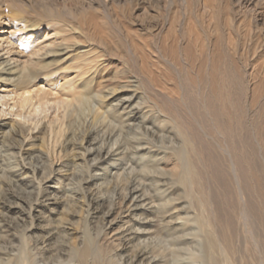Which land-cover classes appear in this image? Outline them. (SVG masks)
Segmentation results:
<instances>
[{
  "label": "rangeland",
  "instance_id": "obj_1",
  "mask_svg": "<svg viewBox=\"0 0 264 264\" xmlns=\"http://www.w3.org/2000/svg\"><path fill=\"white\" fill-rule=\"evenodd\" d=\"M116 1L117 3H119V6L114 7V9L110 7L109 9V15L111 16V18L110 17L107 18L102 13H100L101 11L97 9H94L93 11H87L88 12L87 17H79V21H75L76 23L74 22L73 18H69V21L74 22L75 26L80 27L81 31L84 34L80 39L81 45L82 47H84L83 50L92 48V46L89 45V43H92L93 45H95L94 56L96 54L98 56V53H100L101 48L105 46L104 44L101 45V43H105L106 45H109L114 49L116 48L120 49V47L125 46L127 33L119 25L122 19L121 16H124L123 14L127 16H129L130 14L132 15L134 19L132 17L131 18L132 21L134 22L132 23L131 27L136 32V34L139 33L141 35V36L137 35L138 37H140V42H144L145 41L144 38L146 39L147 36L145 37L144 34L141 32V30L143 32L147 31L144 29H147V27L150 25L153 26L158 21H159L158 23L161 22V24H163L165 19L169 18L167 11L168 10L167 4L169 2H172L173 7H172V12L170 13V18H172L175 23V29H180L181 28L180 26L182 25V29H184L186 32V36L184 37V42H183V48L190 50V51L186 50L187 52L185 51L188 54L191 53L192 51L190 57H193L194 55V58L196 59L195 60L193 58L192 60L191 58L192 60L191 62L193 61L194 62L193 64H191L190 62L191 65L188 67V71L186 69L188 65H186V67L184 68L185 64H182L183 65L182 71L184 69L187 71L185 72L184 70L182 72L183 77L181 76V79L183 78V80L185 81V83H183L185 86L183 84L180 85L178 79L175 82L177 75L176 74H175L176 76L174 75L173 73L174 71H172L173 67H171V65H169L168 63L164 62V60L162 59H159L160 61L158 59L155 61L156 56L152 55L153 60L150 59V61L153 63L150 62L151 63L150 66L145 65L144 68L146 69H144L143 66L140 65L141 64L140 62L132 61V59L127 54H124V57L122 59L120 58L118 53L113 54L109 59H107V61L110 62L111 65H109L106 68V73H105L106 75H104V82L107 85H111L110 88L115 87V85L116 87H118L117 84L121 86L122 85L121 83H124V85H126L125 90L120 91V93L118 92L114 97V99L110 100V103L114 102V106L117 107V105L121 102L119 97H122L124 99L129 98L127 99L129 101L127 106L125 105V107L127 108L126 113L134 120L136 119L138 120L139 118L143 117L144 111L151 110L148 108L154 106L152 108V112L146 114L148 115L147 119L149 120L145 124V127L152 128L156 132L154 139L150 136H147V138L149 139H146L145 136H142L140 134L137 136L125 135L121 138L122 146H120L121 147L120 151L125 150V155L122 154L116 157L115 160L117 161L110 162L107 166L106 164L99 162L97 165H95L94 170L92 171L93 172L92 176L94 178H90L91 176H88L86 173H82V171L80 172V175H82L84 182L82 187L80 188L77 197H80L83 192L84 193L86 192L88 196L94 195V204L89 206L86 203L84 210L85 212L83 211L82 214L84 215V218H86V216L88 215L87 221H85L84 219L83 221L80 220L79 214H74V216H65L62 213L64 210L68 208L66 204L68 203V201H70L66 199L67 197L64 195L63 191H65L66 189H71L70 188L71 177L69 178V176L72 174L74 170V166H72V164H68L69 166L68 169L71 170V172L70 171L66 172V174L68 175L66 177H63V175L66 174H61V173L59 174L57 169L59 165L63 164L64 162L65 164H67V161H59V162L55 161V164H53L54 175L51 177V179L44 180L42 182V185L45 188V195L47 197H50L48 199H51V201L47 203H43L42 205L34 203L31 218L29 214L30 210L27 208V206L23 205L21 202L19 203H21L22 205H18L15 198H13L16 197L17 195L15 196L13 194H10L9 191L7 190L8 185L6 183L1 184L3 182L0 179V186H3L4 189L8 191L6 192L5 195L3 194V199L0 198L3 204V206L0 207V222H1L0 223V260H7L10 258L12 261L17 262V259L19 260V258H21V252H20V247H21L20 242L22 240L21 232H24V228L30 226L29 224L32 222V218L34 219L33 229L32 228L28 229L30 230L28 234L33 236L32 242L30 244L31 246L34 245V242L40 241L43 236L49 239L50 237L53 238L51 234L56 233L54 234L55 235L54 239L52 241H48L50 244L47 242L45 244L46 247L40 246L41 249L42 247H45L44 250L45 258H42L40 254L41 252L39 246L37 249L35 246H32L33 254L36 256V260L38 261L39 259L37 264H69V259H70L69 251H71V248H73L71 247L73 242H75L76 245L82 244V242L88 236H91L90 238L93 240L95 239L98 241H103L104 237L103 235H101L102 232H105V234H109L108 239L110 237L112 238L111 240H108L109 242L115 240L112 243L113 245H115L114 250L120 254L125 251V250L121 251L122 248L131 249V247L129 248L130 245H128V241H126V239L122 240L123 239L122 236L126 234L129 235L131 231H134L135 229L139 228V231L141 230L144 231V232L143 231L140 232L141 235L143 233L142 235L143 240L142 239L140 240L142 244H144L145 242L146 244L149 242L151 243L152 242L151 240L153 241L156 240V237L158 236L156 232L162 225L161 221L156 222V219L159 220L158 215H156L157 213L156 211L160 205L166 202H169V204L171 205L170 207L172 209V212L173 211L176 212L175 215L179 214L182 217L189 216L192 217V219H194L193 220L194 222H192L194 225H190V228L192 229L191 231L190 230L189 231L192 235H190L189 238L190 241L192 242V248L195 251H198L199 247L196 245V243L200 241L199 239H201V237L193 238L194 237L193 233L195 234V236L199 233L198 227L196 225L197 221L195 215L200 212V206H199L200 200L206 201L208 199L212 202L217 203V208L220 210L219 212L222 223L223 222L226 223L230 220L238 221L237 219L239 217L240 207L237 201L233 181L228 172L227 163L226 162L220 163L219 161L221 165L224 164V167L221 168L224 171V173L222 172L223 180H224L223 181L221 180V178H219V175L217 176L215 170L216 168L214 169L215 166H213V163L210 160L209 162H206L205 167L204 164L198 162L199 160L197 153L201 154L202 152V148H201L202 145L200 144V139L202 138L199 137V135L197 134L198 132L197 123L204 122L209 133L212 134L211 136L214 139V137L215 138L219 137L218 135L216 136V132H214V130L217 123L218 122L220 123L222 120L223 122H225L223 131L228 146L231 147L232 150L237 149L238 150L237 152H239V154L236 152V150L235 152L238 154V156L241 155L242 159H245V161L242 163H240L241 161L239 160V164H241L240 167H242L241 169L242 184L244 189L247 191V195L249 199L250 243L247 240V235L243 233V230L240 228V231L238 233L239 237H237L236 239L237 250H238L236 256V260H238L237 264H247V263L261 264L264 261V170H263L264 169V161H263L264 160V154H263L264 153V110L260 112L244 113V111L239 108V104H238V101L241 100L239 99L234 101L235 99L234 97L236 96V94L234 92H232L234 95L230 93L231 90L228 88V83L232 79L231 73L229 71V66L232 65L230 67L232 69L235 68L236 73L241 67L240 63L238 62V58L236 59L235 58L236 56H234V54H231V51L234 52L236 51L234 50L236 46L235 49H237L239 53H244L249 58L251 64L250 72H252L254 67L255 70L258 69L257 74L253 70V72L257 75L255 76L257 80H254L251 77L252 79L250 82L252 83H250V88L256 86L259 87V85L264 88V86H262V82L264 84V80H263L264 77L260 78V74L261 76L264 75V69H263L264 51L259 52L260 50L258 49L254 50L253 47V43L255 40L254 37L263 36L264 38V0H136V1L133 0L135 2L137 1L140 2V5L135 8H132L133 7L131 3L132 0H116ZM129 3H131L130 4L131 6H129ZM57 14L59 15V19H60L61 16L59 14V11L57 12ZM8 16H9L8 18L0 17V57L23 59L21 58L23 57L21 56V52L10 46L13 42L17 40L18 36L15 32L17 24L11 20L10 15ZM53 16H56L58 18L57 15H53L52 13H47L43 10L42 11L30 10L27 16V20L31 21L32 23L35 22L37 24H43V27L41 28L40 32L37 33L32 40L39 43L42 48H47V50L49 49L48 46L52 42L54 43L57 42L56 39L57 37L55 32L59 31L60 28H63V26H61L62 24H59L58 26L54 24H51V26L48 25L51 22ZM170 18H169L170 22H173L171 21ZM151 20L154 22H152ZM143 22H145L146 24ZM136 23L138 25L135 26L134 24ZM168 28L164 29V31L167 34H168L167 32ZM153 31L154 34H158V31L156 30ZM165 32L163 34H166ZM250 35H252V38H250ZM137 36L136 39L138 38ZM162 36L164 38V35ZM141 37L143 38L142 41H141ZM185 38L186 39L188 38L189 41L188 39L186 40ZM216 44H218V46H216ZM209 46L212 47L210 48ZM213 46L216 47L217 49L214 48ZM224 46L225 47L229 46L228 48H226L228 49V51L226 49H223ZM51 47H53V45ZM167 47L169 48L167 49ZM170 47L171 46H166V48L164 47V49L168 50V51L166 50L167 52H165L164 50L161 51L162 48L158 50H160L162 53L167 55V59H169V61L173 63L172 60H174V58L176 57L177 48L176 47L174 48L173 46L172 47L173 49H170ZM238 47L242 51L243 50L244 51L241 52V50ZM207 48L210 49L209 52L207 51ZM229 48L230 49L233 48V50L231 49L229 51ZM251 48H253V51ZM221 49L228 52L227 57H225L226 56L225 51H224L225 54L223 53V50L222 52H220ZM9 50H12L13 52L11 54H8ZM201 51L202 52L206 51V52H204L203 54L201 53ZM255 52H259L256 54L260 56V58L257 59V61L253 60V57L255 56ZM209 53L213 54L214 58L213 56L210 57L211 55ZM228 57L232 58L233 61L236 60L235 61L236 64L233 61H230ZM224 58L225 60L228 59L230 62H227V60L226 62H224L223 60ZM215 61L219 65V67L218 65H216V63H214ZM72 63H73L72 59L65 60L59 66L58 65L54 66L53 74L50 75L49 77L40 76L38 79L39 87L45 90H50L58 80L59 81L62 80L64 75L71 74L73 72L66 70L71 66ZM255 65L257 66V68ZM259 65L262 67L263 70L259 68ZM190 67L191 69L189 70ZM222 67H224L225 70H223ZM142 68L144 69L143 73L145 75L141 74L142 71L140 70ZM211 68H213L214 70H212ZM219 68L222 70H219ZM260 69L262 72H260ZM150 70L154 72L153 73L151 71L154 75L156 74V78H151V76L149 75L151 74L149 72ZM159 71L160 73L162 72L163 74L162 73L160 74ZM218 71H221L222 74H220ZM216 72L219 73V77L217 76L218 74H216ZM138 73L139 75L141 74L142 76L141 75L138 76ZM209 73L211 74L215 73V75L213 76ZM146 74H148V76L150 77L146 76ZM237 74L235 75L239 76ZM154 75L152 77H154ZM225 75L226 77H224ZM145 76L147 78H145ZM71 77H73V75L70 76V78ZM225 78L230 79L229 81L227 79L225 83L226 85L224 84L225 86H227V89H225V86L224 85L222 86L221 83L223 82V80H226ZM211 79L213 80L212 82L210 81ZM183 80L182 82H184ZM199 83H201L202 85L204 84V87L210 84V87H212L210 91L215 88L214 94H212L213 93L212 92L209 96V94H205V92L203 95H202L203 92L201 94L200 93L198 94V92L196 93V90L193 89L195 87V86L193 87V84L199 87L200 86ZM180 86H182L184 90H182ZM221 89L222 90L224 89L225 91L224 90L222 91ZM10 90L11 89L5 88L4 85L0 84V97L5 98L4 104L0 103V125H2L3 123L7 124L12 120H17L22 124H24L26 127H30L32 125L33 119H35L34 121H38L39 119L48 116V119H46L43 122V124L39 127V130H36L34 132L35 136L38 137L41 136V132L43 131L42 129L45 123L46 125L47 123H49L53 111L50 112L48 111L45 113L42 112L43 110L41 108H38V106H36L31 115L27 114L26 118L24 117L22 118V120L16 119V117H14V113H16L17 109L14 110L12 108L10 109L11 105L13 104L10 98L8 97ZM152 94L154 96L156 95V97H154ZM182 96L184 97L185 101L187 100V103L189 104V106H187L188 104L186 106L188 108L192 107L193 109L192 108L191 109L189 108V110L186 109L184 105L185 101ZM156 98H158V100ZM236 99H238V96H236ZM220 101L222 102V105ZM233 101L237 102V104L234 105ZM156 102L157 104L159 102L158 105L161 110L164 109L166 111L169 110L170 112L169 115L171 118H173L175 124L173 122L163 124L162 122L163 118L158 115L159 110L157 106H155L157 105L155 104ZM207 102L209 103L211 102L210 105H213L210 106L211 109L209 110L213 111V113L210 111L211 120L213 119L216 122L213 120L211 121L210 118H207L204 110L202 109L201 104ZM223 102H225L224 103L225 105L223 104ZM161 103L162 105H160ZM149 104L152 106H150ZM147 105H149L150 107L149 106L147 107ZM119 107L115 109L119 111L120 109ZM220 108L221 110H219ZM235 109H238V111H236ZM189 111H192L193 113V114L191 113L192 114L191 116ZM221 116L223 117V119ZM194 119L195 120L197 119L198 122L196 120L197 122L196 123ZM206 120L209 121L210 124L209 122L207 123ZM28 121L30 122L28 123ZM95 128H98V131L100 129L97 125ZM210 129L212 131H210ZM9 130L10 128L6 126L2 128V131L0 133L3 132L6 133ZM40 130L41 132H39ZM178 131H180V133ZM187 134H189V136L193 139L195 143L194 146H197V148L199 147L197 150L196 147H193L195 149L193 153L189 155L192 161L194 162L195 167L199 170L200 173L202 172L201 175H203L201 176L199 181L200 186L196 188L192 194H190L191 193L189 192L190 189L187 186H184L180 183L179 175H178L179 171L174 170L175 168H177L178 164L176 163H178V160L173 161V163L172 162L169 163L167 167L163 166L162 164L161 166L165 168L163 169V172H161L160 174L154 175L155 178L154 176L151 175H144L142 172V168L138 165V164L146 163L145 158L149 157L148 152L150 153L152 152L154 158L160 161L163 160L165 156L169 155V152L165 150V148L168 147L170 149L175 148L177 154L178 153L181 154V151L183 150V146H182L184 141L183 138H186ZM99 135L101 136L102 133H100ZM138 137L140 142H138L139 140H135L138 139ZM256 137H258V140ZM94 138H96L97 141L100 140V137L97 138V136H94ZM257 141L260 142L263 151L260 150V148L258 149L259 146L258 144H256ZM33 143L35 144V146H31ZM38 144L39 142L26 141L25 151L33 152L44 149L43 147H41L42 146L41 144L40 145ZM139 145L141 146L140 150L137 152L135 156H133L135 154L133 153L134 152L133 149H135L134 147L137 148L139 147ZM89 159L91 160V157ZM131 162L133 165L130 164ZM203 168L204 169L207 168L206 169L207 172L203 170ZM103 169H106L107 171L112 170L113 171L112 174L116 173L115 177L113 178L112 176H109L108 178H105L103 176V171H102ZM200 169L202 171H200ZM57 182L62 183L64 187L60 190V193L58 194H56L55 192V189L60 187L57 184ZM36 183L38 184V181ZM136 187L141 190L140 193L143 196L140 204L142 206V211H137L136 212L137 217H133L130 212L129 213L126 212V209H128L129 201L125 200V196L128 194L129 189ZM84 188L86 190H84ZM26 189L27 192L34 191V188L32 189V187L27 186ZM198 190H200L199 193ZM54 200H57V203H55ZM132 205L131 206L134 209L135 206L134 203ZM70 206L71 205H69V207ZM132 207L130 211L132 210ZM121 208H123V210H121ZM75 209L76 211L80 210L79 208H74V210ZM109 210L115 211V213H122V212L123 213L120 215V217L117 218V221H115V223H112L113 225L106 226L105 222H103V216ZM116 216L117 214H114L112 218H110L109 220L107 219L106 223L109 222L111 223L113 219L116 218ZM140 217L144 219L143 224L142 222L140 224L135 222L137 219L139 220ZM104 226L105 228H103ZM49 230L53 232L50 235H47L44 231L47 232ZM125 244H127L128 247H126L127 245L124 246ZM247 244L250 245L246 246ZM52 248L57 251H55L54 254L49 255L48 250ZM128 251L129 250H127V252H124V254L131 256L133 253L131 252V250L129 252ZM170 260L173 259L170 258ZM179 264H187V263L180 262Z\"/></svg>",
  "mask_w": 264,
  "mask_h": 264
},
{
  "label": "bare ground",
  "instance_id": "obj_2",
  "mask_svg": "<svg viewBox=\"0 0 264 264\" xmlns=\"http://www.w3.org/2000/svg\"><path fill=\"white\" fill-rule=\"evenodd\" d=\"M135 1L133 0L131 1L132 6H133L132 8L138 7L140 5V2L138 1L135 2ZM131 3H129V6H131L130 5ZM167 5H168V10H167L168 17L170 18V13L172 12L173 4L172 2H169ZM116 6H119V3H117L116 0H0V17L8 18L9 17L8 15H10L11 20L17 24L15 32L18 37H17V40L13 42L10 46L20 51L21 56H23L21 57L23 59L0 57V84L4 85L5 88L11 89L8 97L10 98L13 104L11 105L10 109L11 108L13 110L17 109L16 113H14V117H16V119H21V120L24 117L26 118L27 114L31 115L36 106H38V108H41L43 110L42 112H45V113L48 111L49 112L53 111V113L51 114V119L49 123H47V125L45 123L42 129L43 130L42 132L41 130L39 131L41 132V136L39 137L35 136L34 132L36 130H39V127L43 124V122L46 119H48V116H45L42 119H39L38 121H34L35 119H33L32 125L30 127H26L24 124H22L21 122L17 120H12L7 124L3 123L2 125H0V132L2 131V128L6 126L10 128L8 132L0 133L1 134L0 135V175H1L0 179L3 182L1 184L6 183L8 185L7 190L9 191V193L15 196L17 195L16 197H13V198H15L18 205L23 204L27 206V208L30 210V213H29L30 218L32 215L34 203L42 205L43 203H47L51 201V199H48L50 197H47L45 195V188L42 185V182L44 180L51 179V177L54 175L53 164H55V161L56 162L67 161V164H65L64 162L63 164L59 165L57 169L59 174L60 173L66 174V172H69V171L71 172V170L68 169L69 167L68 164H72V166H74V170L72 174L69 176V178L71 177V180H70L71 189H66L65 191H63L64 195L67 197L66 199L70 201H68V203L66 204L68 208L64 210L62 213L65 216H74V214H79L80 220L83 221L84 219L85 221H87L88 215L86 216V218H84V215L82 214H83V211L85 210L86 203L89 206L94 204V195L88 196L86 192L85 193L83 192L80 197H77L80 191V188L82 187L83 182H84V179L82 175H80V172L82 171V173H86L88 176H91L90 178H94L92 176V173H93L92 171L94 170L95 165H97L99 162H102L103 164H106L107 166L110 162L117 161L115 160L116 157L122 154L125 155V150L120 151V148H121L120 146H122L121 138L125 135L126 136H129V135L137 136L140 134L142 136H145L146 139H149L147 138V136H150L153 139L155 137L156 132L152 128L145 127V124L149 120L147 119L148 115L146 114H149L150 112H152V108L154 106L151 108H148L151 110L146 109L147 111H144L143 117L139 118L138 120L137 119L134 120L126 113L127 108L125 107V105L127 106L129 102L127 99L129 98L124 99L122 97H119L121 102L117 105V107L114 106V102L110 103V100L111 99L113 100L118 92L120 93V91L125 90L126 85H124V83H121L122 84V85L120 84L121 86L117 84L118 87H116L115 85V87L110 88L111 85H107L104 82V75H106L105 74L106 68L109 65H111L110 62L107 61V59H109L113 54H116V53H118L121 59L124 57V54H127L132 59V61L140 62L141 63L140 65L143 66L144 68L145 65L150 66V64L153 63L150 61V59H152V55L156 56L155 61L157 59L158 60L162 59L164 60V62L168 63L169 65H171V67H173L172 71H174L173 72L174 75L175 74L177 75V78L174 77L176 78L175 82L178 79L179 80L178 82L180 83V85L185 83L183 78L181 79V76L183 77L182 72L185 70L184 69L182 71V66H183L182 64H185L184 68L186 67V65H188L186 67L188 71V67L194 62V61L191 62L194 58V55L193 57H190L191 56L190 54L192 53V51L191 53L188 54L186 53L187 52L186 50L188 49L183 48V42H184V37L186 36V32L184 29H182V25L180 26L181 27L180 29H175V23L172 18L170 19L173 22H170L169 18L165 19L163 24H161V22L158 23L159 22L158 21L153 26L150 25L147 27V29H144V30H147L145 32H143L140 29L141 32L144 34V36L145 37L147 36L146 38L147 40L144 38L145 41L140 42V37H138L137 35L139 36L141 35L139 33L136 34V32L131 27L132 23L134 22L132 21V18H133L132 15L130 14L129 16H127L123 14L124 16H121L123 20L121 19L119 25L127 33L125 46L122 45L123 47H120V49H117V48L114 49L110 47L109 45H106L105 43H101V45L104 44L105 46L101 48L100 53H98V56L97 54L94 56V51H95L94 46L95 45H93L92 43H89V45L92 46V48L83 50L84 47H82L80 39L84 34L81 31L80 27L75 26V23H76L75 21H79V17H87V13H88L87 11H93L94 9L101 11L100 13H102L107 18L108 17L111 18V16L109 15V9L110 7L114 9V7ZM30 10H41V11L43 10L47 13H52L53 15H57L58 18L56 16H53L52 18L53 21L51 20V22L48 25L51 26V24H54L58 26L59 24H62L61 26H63V28H60L59 31L55 32L56 37H57L56 38L57 42L55 43L52 42L48 46L49 47L48 50L47 48H42L39 43L32 40L36 36V34L40 32L41 28L43 27V24H37L35 22L32 23L31 21L27 20V16ZM58 11L61 16L60 19H59V15L57 14ZM62 14L64 17L62 16ZM69 18H73L75 23L69 21ZM134 25L136 26L138 24L136 23ZM120 26H119V29H120ZM166 28H168L167 29L168 34L164 31V29ZM153 30L158 31V34H154ZM164 32L166 34H163ZM162 35H164V38L166 40L163 38ZM136 36L139 39L138 38L136 39ZM142 37H141V41L143 40ZM250 38H252V35H250ZM254 39H255L254 43L252 42L254 50L258 49L260 50L259 52L261 51L263 52L264 51L263 36H256L254 37ZM52 45L53 47H51ZM163 46L165 48L166 46H171L170 49H173L172 48L173 46L174 48L175 47L177 48V51H176L177 54L175 57L176 59L173 57L174 58V60H172L173 63H171V61L167 59V55L161 52L163 50L165 52L168 51L167 49L169 47H167V49H164ZM216 46H218V44H216ZM154 47H155V50H154ZM228 47L224 46V48L223 47L222 48L226 49ZM160 48H162L161 51L158 50ZM235 48L234 50L236 51L235 52L231 51V54H234V56H236L235 57L236 59L238 58V62L240 63L241 67L239 68L237 72L238 74H237L235 71V68H233L234 69L233 71V69L230 67L232 65H230L229 63L230 65L229 71L232 76L231 80L227 78L228 81L229 80L231 81V82L229 81L228 83V88L231 90L230 93L234 92L236 96H238V99H236V96L234 97L235 98L234 101L239 100V99L241 100V101H238V104H239V108L242 109L244 113L263 111L264 110V90H263L264 88L261 87L260 85L259 87L261 88H259L258 86L250 88V83H252L250 82L251 79L253 78L254 80H257L255 76H257L256 74L258 72L257 71L258 69L255 70V67L253 66L254 67L253 70L255 71L256 74L253 72V70H252L253 73L250 72L251 64H250L249 58L246 56V54L239 53V51ZM223 49H221L220 52H222ZM231 49L233 50V48ZM231 49L229 48V51ZM251 49L253 51V48ZM118 50H121V51H118ZM209 50L210 49L207 48L208 52ZM226 50L228 51V49ZM224 51L225 50H223V53ZM243 51L241 50V52ZM12 52H13L12 50H9L8 54H11ZM204 52L201 51V53L203 54ZM259 52H255V56L253 57V60L257 61V59L260 58V56L256 54ZM227 54L228 52H226L225 54L226 56L225 55L224 56L227 57ZM210 55H211L210 57L213 56V54H210ZM228 58L230 59V61H233L232 58L230 57ZM68 59H72V62H73L71 66L68 69H66L68 71H73L71 74L64 75L62 80L60 81L58 80L50 90H45L39 87L38 79L40 76L49 77L50 75L53 74L54 66L56 65L59 66L63 61L68 60ZM223 60L224 62H226V60L227 62H230L228 59L225 60V58ZM235 61L236 60H234L233 62L236 64ZM214 63H216V61ZM216 65L218 64L216 63ZM143 68L140 70L142 71L141 73L142 75L144 74L143 70L146 69V68L144 69ZM222 68L223 70H225L224 67ZM259 68L262 69L260 65H259ZM190 69L191 67L189 68V70ZM211 69L214 70L213 68ZM261 69H260V72H262ZM219 70H222V69L219 68ZM151 71L152 70L149 71L151 73L149 74L151 78H156V74L154 75L153 74L154 72L152 71L153 72L152 73ZM187 71L185 70V72ZM218 72L222 74L221 71H218ZM139 73H138V76L141 75V74L139 75ZM207 73H208V70H207ZM219 73L216 72V74H218L217 75L218 77H219ZM152 74L154 75V77H152L153 76ZM235 74L239 76H236ZM72 75L73 77L70 78V76ZM211 75L214 76L215 73ZM146 76H148V74H146ZM146 76L145 78H147ZM224 77H226V75ZM262 77H264V75L261 76L260 74V78ZM212 79L210 80L211 82L213 81ZM227 79L226 80L221 79L223 80V82L225 81L224 83L221 82L222 86L226 83ZM182 80L184 82H182ZM218 83H217V86H218ZM199 85L200 86L197 87L195 84H193V87L194 86L195 87L194 88L192 87V88L196 90V93L198 92V94L199 93L201 94L203 92L202 93L203 95L205 92V94H209V96L212 92H213L212 94H214L215 88L213 87L214 89L210 91V89L212 88L210 87V84L206 85V87H204V84L202 85L201 83H199ZM262 86H264L263 82H262ZM180 87L182 90H184L182 86ZM225 89H227V86H225ZM154 97H156V95ZM156 99L158 100V98ZM4 100L5 98L0 97V103L4 104ZM230 100H233V99H230ZM234 101H233V104L234 105L237 104V102H234ZM229 102H232V101H229ZM208 103L209 102L201 104V105H202V109L205 112V115L207 116V118H210L211 120V112L213 113V111L209 109H211L210 106H213V105H210L211 102L209 104ZM220 103L222 105L221 101ZM224 103L225 102H223V104ZM155 104H157V102ZM158 104L155 106H157L159 110L158 115L163 118V119L161 118L163 120L162 121L163 124L169 123V122H173L175 124L173 118H171L169 115L170 114L169 110L166 111L164 108H163L164 110H161ZM187 104L188 103L186 100L184 104L186 109L188 110L189 108L191 109L192 107L188 108L187 106H189V104L188 105ZM149 105H147V107ZM160 105H162V103ZM118 107L120 108L119 111L115 109ZM219 110H221V108ZM235 110L238 111V109H235ZM222 111H223V108H222ZM189 112L191 116L193 113L192 111H189ZM29 122L30 121H28V123ZM208 122L209 121H207V123ZM197 124H198L197 134L199 135V137L202 138L200 139V144L202 145L201 146L202 152L201 154L197 153L198 160H199L198 162H200L201 164H204V167H205L206 162H209L210 160L213 163V166H215L214 169L216 168L215 170H216L217 176L219 175V178H221V180H223L222 174L224 173V171L221 168L224 167V164L221 165L220 163L221 162L227 163L228 172L233 181L237 201L240 207L239 217L237 219L238 221L230 220L226 223L225 222L222 223V220L220 218V212H219L220 210L217 208V203L212 202L208 199L206 201L200 200L199 201L200 202V205H199L200 212L195 215L196 221H197L196 225L198 227L199 233L196 236L193 233V236H194L193 238L201 237V239H199L200 241L196 243V245L199 247V250L195 251L192 248V242L190 241V238H189V236L192 235L190 233L192 229L190 228V225H194L192 223L194 222L193 221L194 219H192V217H189V216L182 217L179 214L175 215L176 212L174 211L172 212V209L170 207L171 205L169 204V202H166L160 205L156 211L157 212L156 215H158V218H159V220L156 219V222L158 221L162 222L161 227L156 232L158 236L160 235L159 237L158 236L156 237V240L154 241L151 240L152 241L151 243L149 242L146 244L145 242L144 244H142L140 240L142 239L143 233L141 235L140 232L143 230L139 231V228L135 229L134 231H131L129 235L126 234L122 236L123 238L122 240L126 239V241H128V245H130L129 248L131 247V249L122 248L121 251L125 250L124 252H127V250L129 251L131 250V252L133 253L131 256L125 255L124 252L120 254L116 252L114 250L115 245L112 244L115 240L109 242L108 240H111L112 238L110 237L108 239L109 234H105V232H102L101 235H103L105 241L102 238L101 239L103 241H98L95 239L93 240L90 238L91 236H88L85 238L82 244L76 245L75 242H73V244L71 243L72 244L71 247L73 248H71V251H69L70 252L69 264H152V262L153 264H172V262L173 264H176L177 262H178L177 264H179L180 262H183V263L186 262L187 264H237L238 260H236V256H237L238 250H237L236 239L237 237H239L238 233L240 231V228L243 230V233L247 235V240L250 243L249 199H248L247 191L244 189L243 184H242V177H241L242 167H240L241 164H239V160L241 161L240 163H242L245 161V159H242L241 155L238 156L239 152H237L238 151L237 149L235 150L238 154L235 152L234 149L232 150V148L228 146L227 140L225 139V135L223 131L225 122L221 120L220 123L219 122L217 123L218 126L216 125V127L214 126L215 123L214 125L212 124L215 127L214 132H216V136L217 135L219 136L218 138L214 137V139L211 136L212 134L209 133L204 122L203 123L198 122ZM96 125L100 128L99 131H98V128H95ZM210 131L212 130L210 129ZM178 132L180 133V131ZM100 133H102L101 136L99 135ZM94 136H97V138L100 137V140L97 141V139L94 138ZM256 138L258 140V137ZM135 140H139V137L138 139H135ZM183 140H184L183 145H182L183 150L181 149L182 150L181 154L179 153L177 154V151L175 148L170 149L168 147V148H165V150L169 152V155L165 156L164 159L160 161L154 158V155L152 152L151 153L148 152V156H149L148 158L150 160L148 158H145L146 163L138 164V165L142 168V172L144 175L154 176V175H158L161 172H163V169L167 167L169 163L171 162L173 163V161L178 160V163H176L178 164L177 168H175L174 170L179 171L178 175H179L180 183L184 186H187L190 189L189 191L191 192L190 194H192L193 191L200 186L199 181H200L201 176L203 175H201L202 172L200 173L199 170L195 167V164L192 161L189 154L193 153L195 149L193 147H196V150L199 147L197 148V146H194L195 143L193 139L189 136V134H187L186 138H183ZM26 141L39 142L38 145L41 144L42 145L41 147H43L44 149L40 151H33V152L25 151ZM138 142H140V140ZM256 144H258L259 146L258 149L260 148V150L263 151L260 142L257 141ZM31 146H35V144L33 143ZM94 146H97V147H94ZM134 148L135 149H133L134 150L133 153L135 154L133 156L137 154L141 146L139 145V147L137 148L134 147ZM90 157H91V160L89 159ZM68 162H71V163H68ZM130 164H132V162ZM162 164L163 166H165L164 168L161 166ZM206 169L203 168V170L205 171ZM102 171H103V176L105 178H108L109 176H112L113 178L115 177L116 173L112 174L113 172L112 170L107 171L106 169H103ZM200 171L202 170L200 169ZM66 176L68 175L67 174L63 175V177H66ZM37 181H38V184L36 183ZM57 184L60 187L55 189L56 194L60 193V190L64 188L62 183L57 182ZM27 186L32 187V189L34 188V191L27 192V189H26ZM84 190L86 189L84 188ZM200 190H198V193ZM8 191H6L3 186H0V198L3 199V194L5 195L6 192ZM140 191L141 190L138 189L137 187L131 188L129 189L128 194L125 196V200L129 201L128 209H126V212L128 213L130 212L133 217H137V213H136L137 211H142V206L140 204H141L143 196L140 193ZM1 199H0V207L3 206ZM19 202H21L22 204ZM54 202L57 203V200H54ZM133 203L135 205L134 209L132 207ZM69 205L71 206L69 207ZM131 207H132V210L130 211ZM74 208H79L80 210L76 211V209L74 210ZM121 210H123V208H121ZM122 213H115V211L109 210L108 212L104 214L103 222H105L106 226L113 225L112 223H115V221H117V218L120 217ZM114 214H117L116 218H114L111 223L110 222L106 223L107 219L109 220L110 218H112ZM139 220L137 219L135 222L138 224H140L141 222L142 224L144 223V219H142L141 217ZM33 223H34V219L32 218V222L29 224L30 226L27 228H24V232H21V237H22V240L20 242L21 243L20 244L21 258H19V260L17 259V262H15V261H12L8 257L9 259L7 260H0V264H37L38 263L39 259L38 261L36 260V256L33 254L32 246H35L36 249L38 248V246L39 247L45 246V244L48 241H52L54 239V236H55L54 234L56 233L51 234L53 231L51 232L50 230L47 232L44 231L47 235L51 234L53 238L50 237L49 239H47L43 236L40 241L34 242V245L31 246L30 244L32 242L33 236L28 234L30 231L28 229H31V228L33 229ZM103 228H105V226ZM126 245L127 244H125L124 246ZM128 245L126 247H128ZM249 245L247 244L246 246H249ZM45 247H42V249L40 247V252H41L40 254L42 258H45V251H44ZM55 251L57 250L52 248L48 250V254L52 255L54 254ZM170 258H172L174 261L170 260ZM261 264H264V261Z\"/></svg>",
  "mask_w": 264,
  "mask_h": 264
}]
</instances>
